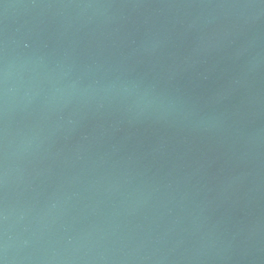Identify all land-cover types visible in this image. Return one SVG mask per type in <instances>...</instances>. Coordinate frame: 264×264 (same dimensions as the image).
Masks as SVG:
<instances>
[{
	"label": "water",
	"instance_id": "1",
	"mask_svg": "<svg viewBox=\"0 0 264 264\" xmlns=\"http://www.w3.org/2000/svg\"><path fill=\"white\" fill-rule=\"evenodd\" d=\"M0 264H264V0H0Z\"/></svg>",
	"mask_w": 264,
	"mask_h": 264
}]
</instances>
